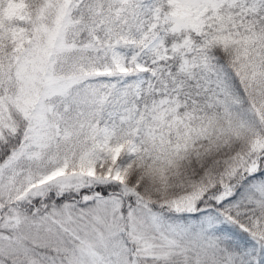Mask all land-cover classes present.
Returning a JSON list of instances; mask_svg holds the SVG:
<instances>
[{
  "label": "snow or ice",
  "instance_id": "snow-or-ice-1",
  "mask_svg": "<svg viewBox=\"0 0 264 264\" xmlns=\"http://www.w3.org/2000/svg\"><path fill=\"white\" fill-rule=\"evenodd\" d=\"M0 264H264V0H0Z\"/></svg>",
  "mask_w": 264,
  "mask_h": 264
}]
</instances>
